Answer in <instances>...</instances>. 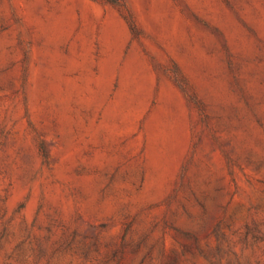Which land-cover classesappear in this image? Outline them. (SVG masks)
Here are the masks:
<instances>
[{"label":"rangeland","instance_id":"obj_1","mask_svg":"<svg viewBox=\"0 0 264 264\" xmlns=\"http://www.w3.org/2000/svg\"><path fill=\"white\" fill-rule=\"evenodd\" d=\"M0 264H264V0H0Z\"/></svg>","mask_w":264,"mask_h":264},{"label":"trees","instance_id":"obj_2","mask_svg":"<svg viewBox=\"0 0 264 264\" xmlns=\"http://www.w3.org/2000/svg\"><path fill=\"white\" fill-rule=\"evenodd\" d=\"M108 1H113V0H108ZM191 236H193L194 243H195V247H196L198 250H200V252H202V251H201V248H200V239H199V237L196 236V235H193V234H192ZM183 249H184L183 252L189 251V248H187V247H183Z\"/></svg>","mask_w":264,"mask_h":264}]
</instances>
